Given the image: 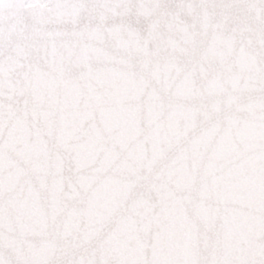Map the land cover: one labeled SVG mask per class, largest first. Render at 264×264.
Masks as SVG:
<instances>
[{
  "label": "snow or ice",
  "instance_id": "1",
  "mask_svg": "<svg viewBox=\"0 0 264 264\" xmlns=\"http://www.w3.org/2000/svg\"><path fill=\"white\" fill-rule=\"evenodd\" d=\"M0 264H264V0H0Z\"/></svg>",
  "mask_w": 264,
  "mask_h": 264
}]
</instances>
